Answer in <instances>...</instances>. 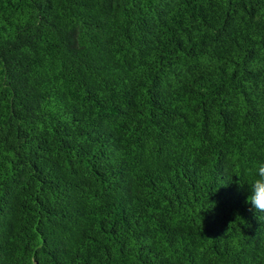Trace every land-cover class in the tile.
<instances>
[{"label":"trees","instance_id":"trees-1","mask_svg":"<svg viewBox=\"0 0 264 264\" xmlns=\"http://www.w3.org/2000/svg\"><path fill=\"white\" fill-rule=\"evenodd\" d=\"M264 0H0V264H264Z\"/></svg>","mask_w":264,"mask_h":264},{"label":"clouds","instance_id":"clouds-1","mask_svg":"<svg viewBox=\"0 0 264 264\" xmlns=\"http://www.w3.org/2000/svg\"><path fill=\"white\" fill-rule=\"evenodd\" d=\"M250 204L255 213H264V161L256 165L255 178L249 187Z\"/></svg>","mask_w":264,"mask_h":264}]
</instances>
